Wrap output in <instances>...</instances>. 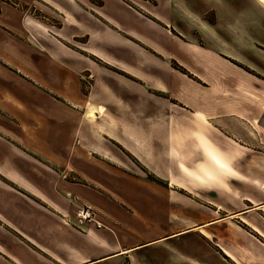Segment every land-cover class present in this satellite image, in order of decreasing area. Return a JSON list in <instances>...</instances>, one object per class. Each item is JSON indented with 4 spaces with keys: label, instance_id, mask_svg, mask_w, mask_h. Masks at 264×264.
<instances>
[{
    "label": "crops",
    "instance_id": "obj_1",
    "mask_svg": "<svg viewBox=\"0 0 264 264\" xmlns=\"http://www.w3.org/2000/svg\"><path fill=\"white\" fill-rule=\"evenodd\" d=\"M8 1L0 264H264V4L172 0L156 23L121 0H14L87 56ZM83 205L104 228L76 223Z\"/></svg>",
    "mask_w": 264,
    "mask_h": 264
},
{
    "label": "rangeland",
    "instance_id": "obj_2",
    "mask_svg": "<svg viewBox=\"0 0 264 264\" xmlns=\"http://www.w3.org/2000/svg\"><path fill=\"white\" fill-rule=\"evenodd\" d=\"M123 2V5L127 8H131L134 10H137L139 12H141V7L142 8H147L149 9V11L153 12L154 15L149 14L147 17L151 20H153L154 22L158 23L159 19L157 18V12L156 10L158 8H160L161 10L159 11H169L171 8H173V3L172 0H121ZM187 2H189L190 0H186ZM8 2H10L14 7L20 9L24 14L27 15H33L34 18L38 21L36 23V26L39 28L40 33L43 35L42 38H47V36L49 37V35H54V33H56V28H60L63 29L67 34H69V36L67 38H69L70 42H68L67 45H69L71 48L77 50L80 54L82 55H89L88 52H85V50L83 49H87V47H84L82 44H86L88 41V37H80L77 38L74 37L75 39H70L72 38L73 35H83L80 32L75 31V28H72V26H70L69 24H65V21L62 19V17L60 15H56L55 13H53L50 9L45 8L44 6L40 5V4H35V6H32L31 4L28 5H24V4H19L18 2L16 3V1L14 0H9ZM89 3H95L97 6H103L104 3L102 2V0H90ZM188 4V3H187ZM83 8L85 7L86 11L89 10V8L87 7V5L82 6ZM156 12V13H155ZM152 15V16H151ZM161 23V22H160ZM52 26H55L56 28H52ZM75 31V32H73ZM58 33V32H57ZM44 38V39H45ZM73 45V46H71ZM96 61H100L98 59H96ZM100 64L104 65V66H108V64L100 61ZM85 80H86V88L87 90L90 89L91 87V78L90 75H85Z\"/></svg>",
    "mask_w": 264,
    "mask_h": 264
},
{
    "label": "built area",
    "instance_id": "obj_3",
    "mask_svg": "<svg viewBox=\"0 0 264 264\" xmlns=\"http://www.w3.org/2000/svg\"><path fill=\"white\" fill-rule=\"evenodd\" d=\"M76 223L80 226L93 225L98 229L104 228V224L97 219L94 209L87 205L78 208Z\"/></svg>",
    "mask_w": 264,
    "mask_h": 264
},
{
    "label": "snow or ice",
    "instance_id": "obj_4",
    "mask_svg": "<svg viewBox=\"0 0 264 264\" xmlns=\"http://www.w3.org/2000/svg\"><path fill=\"white\" fill-rule=\"evenodd\" d=\"M259 2H260L261 4H264V0H259Z\"/></svg>",
    "mask_w": 264,
    "mask_h": 264
}]
</instances>
